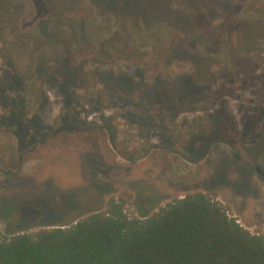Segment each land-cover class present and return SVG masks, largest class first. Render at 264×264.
Listing matches in <instances>:
<instances>
[{"label":"rangeland","instance_id":"rangeland-1","mask_svg":"<svg viewBox=\"0 0 264 264\" xmlns=\"http://www.w3.org/2000/svg\"><path fill=\"white\" fill-rule=\"evenodd\" d=\"M245 1L250 2L246 9L256 11L253 0ZM116 2L122 17L133 15L127 26L131 39L116 32L114 58L105 67L97 69L101 63L93 42H82L79 35L73 43L66 40L55 15L31 32L32 46L23 42L15 58L19 73L11 51L0 45V228L23 233L71 225L121 195H130L128 212L142 217L202 192L226 206L244 228L264 235V122L231 128L226 115L242 117L235 98L216 96L223 83H198L191 91L178 82L203 55L192 48L195 34H202L207 49L238 42L235 34L216 33L242 1L199 3L210 19L193 32L182 30L177 11L170 13L183 4L145 0L142 10L140 4L125 9L124 0ZM84 14L69 7L67 26ZM91 23L86 20L88 27ZM69 42L68 67L77 70L73 78L57 53ZM31 47L39 60L32 72ZM109 74L114 83H101ZM159 76L168 82L157 84ZM119 77L131 83L124 86ZM225 87L238 93L239 85ZM250 87L244 95L253 99ZM223 101L231 109L226 115Z\"/></svg>","mask_w":264,"mask_h":264},{"label":"trees","instance_id":"trees-1","mask_svg":"<svg viewBox=\"0 0 264 264\" xmlns=\"http://www.w3.org/2000/svg\"><path fill=\"white\" fill-rule=\"evenodd\" d=\"M130 195L71 225L32 232L0 228V264H264V235L244 228L202 192L142 217Z\"/></svg>","mask_w":264,"mask_h":264},{"label":"flooded vegetation","instance_id":"flooded-vegetation-1","mask_svg":"<svg viewBox=\"0 0 264 264\" xmlns=\"http://www.w3.org/2000/svg\"><path fill=\"white\" fill-rule=\"evenodd\" d=\"M148 1L151 2V0ZM206 1L209 0H167L172 5L183 4L182 6L179 5L180 7H174L176 6L174 5L175 10L170 13L177 11L175 13L177 14L176 21L180 23L179 25L182 26L183 31L189 27L190 29L188 30L191 32L196 26L206 25L208 19H210L208 17L210 14L209 10L205 7L206 9L201 12L198 7L199 3L205 4ZM241 1V5L235 7L234 11L229 14L232 18L228 17L229 21L222 24L218 30L219 32L216 33L222 36L235 34L238 36V42L234 44L226 41L218 44L220 49H207V45L202 43L204 40L202 34H195L192 39V48L202 52L203 55L198 56L195 63L196 67L192 72L178 77L179 84L184 81V83L188 84V88L191 91L195 89L198 83H223L224 86L216 93V96L223 98L222 100L235 98L239 102L237 113L240 114V118L242 117L241 120H238L233 115H231L234 117L232 119L226 115L231 109L223 101V112L229 121L228 126L235 129L241 126V122H244L245 128H255L256 126H261L264 122V5H260V0H253L252 4H255L256 11H252L246 9L248 4H250L249 1ZM144 2L145 0H124V8L132 9L137 4H140L143 10L142 3ZM116 3V0H0V45L4 44L6 49L11 51L12 56L10 58L16 62L14 70L19 73L20 63L15 58L20 48L23 47V42H28L27 45L32 46L31 32L36 26L43 24L42 21L55 15L61 21L62 34H65L66 40L73 43L74 36L79 35L82 42L83 40H85V43L93 42V46H96L95 54L101 59H99L101 64L97 69L105 67L107 65L106 62L109 65L114 58L115 48L111 44L114 42L116 32L122 33L124 39H131V33L128 32L127 26L133 15L122 17L121 12H116ZM74 5L85 10L86 14L78 19L81 20L80 22L70 24L72 27H68L66 22L69 18L68 8ZM139 14L142 15L143 12L141 11ZM168 14H162L161 16L165 17ZM7 19L10 24H4ZM86 20H91L90 27L86 25ZM122 20H124V27H122ZM44 25L47 28L48 24L44 23ZM244 25L247 26V30H243ZM250 25H254V28L250 29ZM81 35L83 38H81ZM225 39L229 41L228 38ZM230 40L232 41V38ZM72 43L64 44L63 51H57V53H60L59 61L62 64L61 66L71 78L77 72L76 69L68 67L67 48ZM74 44L79 47L76 43ZM107 46L109 47L107 48ZM31 48L32 54L28 53V66L32 72L39 60L36 59L34 48ZM47 52L49 51L43 50L44 54H47ZM206 56L209 59H204ZM211 57L213 58L211 59ZM97 69L91 73L92 80L98 74ZM18 73L15 72L13 76H19ZM114 78V74H109L105 80H100V82H107L110 85L114 83ZM167 80V77L159 76L156 83L166 84ZM172 81L175 80L173 79ZM117 82L125 86V84L131 83V78L124 77L121 79L119 77ZM226 84L239 85L236 88L238 93L235 94L233 89H227L225 87ZM247 87L252 90L253 99H248L244 95ZM194 95L196 96L194 92L189 93L190 97ZM259 169L257 167V170Z\"/></svg>","mask_w":264,"mask_h":264},{"label":"water","instance_id":"water-1","mask_svg":"<svg viewBox=\"0 0 264 264\" xmlns=\"http://www.w3.org/2000/svg\"><path fill=\"white\" fill-rule=\"evenodd\" d=\"M258 171H260V170H258Z\"/></svg>","mask_w":264,"mask_h":264}]
</instances>
